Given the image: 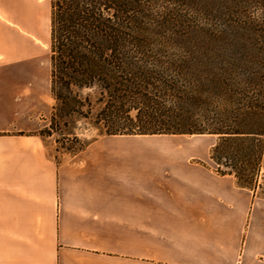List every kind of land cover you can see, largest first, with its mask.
<instances>
[{"label":"crops","instance_id":"0c3cea01","mask_svg":"<svg viewBox=\"0 0 264 264\" xmlns=\"http://www.w3.org/2000/svg\"><path fill=\"white\" fill-rule=\"evenodd\" d=\"M49 40L51 0H0V264H264V198L193 162L196 144L102 136L57 161L25 116L47 78L8 70Z\"/></svg>","mask_w":264,"mask_h":264},{"label":"trees","instance_id":"16d2710c","mask_svg":"<svg viewBox=\"0 0 264 264\" xmlns=\"http://www.w3.org/2000/svg\"><path fill=\"white\" fill-rule=\"evenodd\" d=\"M50 62L47 136L78 141V119L98 136H216L217 173L253 189L264 0H51Z\"/></svg>","mask_w":264,"mask_h":264},{"label":"rangeland","instance_id":"374dc122","mask_svg":"<svg viewBox=\"0 0 264 264\" xmlns=\"http://www.w3.org/2000/svg\"><path fill=\"white\" fill-rule=\"evenodd\" d=\"M50 40L43 56L40 60L35 61L32 67L28 66H14L8 67V70L17 69H32L33 71L38 70L39 75L42 76L44 81L47 78V86L44 83H32L31 89L24 96H30L32 99L27 104L29 109L25 110V116L31 120L37 122V133H46L50 128L51 116L53 113V106L55 100L50 91V76H51V62H50ZM11 80V79H10ZM35 81V80H34ZM85 95L88 91L84 92ZM28 108V107H27ZM73 126L78 133V141L68 140L62 138L57 133L52 136L43 135V138L47 142L49 152L57 159V161L63 158L74 156L79 154L81 151L86 149L93 141L99 139L102 136H98L97 131L91 126L88 120L78 119L75 121ZM71 139V138H70ZM124 142H119L113 146L119 148H138V149H169V148H180L186 144L193 143L197 145V148H189L191 150L190 156L193 162H200L204 165L211 164L215 170L217 166L210 160L209 152L217 142V137L212 135H151V136H139L133 138H126ZM183 143V145H182ZM87 144V145H86ZM71 147L74 152H69L67 148ZM254 190L258 198H264V166L260 168L256 175V182L254 183Z\"/></svg>","mask_w":264,"mask_h":264}]
</instances>
